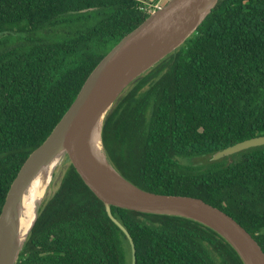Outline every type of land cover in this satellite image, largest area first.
Masks as SVG:
<instances>
[{"label":"trees","instance_id":"trees-1","mask_svg":"<svg viewBox=\"0 0 264 264\" xmlns=\"http://www.w3.org/2000/svg\"><path fill=\"white\" fill-rule=\"evenodd\" d=\"M145 0H0V219L32 156L89 76L149 15ZM264 0H220L173 54L135 80L105 118L106 156L151 193L202 199L264 251ZM204 157L205 164L185 161ZM70 161V160H69ZM68 161V162H69ZM137 264H244L192 219L112 207ZM130 242L72 164L41 205L17 264H131Z\"/></svg>","mask_w":264,"mask_h":264},{"label":"water","instance_id":"water-1","mask_svg":"<svg viewBox=\"0 0 264 264\" xmlns=\"http://www.w3.org/2000/svg\"><path fill=\"white\" fill-rule=\"evenodd\" d=\"M205 1L170 0L161 10L150 15L143 24L123 38L92 72L69 111L47 143L25 165L11 190L0 219V264L18 263L20 254H12L7 243L13 215L36 170L60 148L67 150L70 164L86 185L105 203L109 217L127 236L132 250L131 264H137L136 246L129 231L114 217L112 207L192 219L222 236L244 264H264V251L259 243L227 213L202 199L160 195L143 190L122 177L108 158L112 174L97 168L86 151V134L98 117L107 110L108 115L128 87L159 63L152 65L170 44L171 36L179 22ZM219 1L213 0L201 23L212 13ZM263 146L264 136L256 137L217 152L212 161H220L245 150ZM40 208L41 206L37 211V218Z\"/></svg>","mask_w":264,"mask_h":264},{"label":"bare ground","instance_id":"bare-ground-1","mask_svg":"<svg viewBox=\"0 0 264 264\" xmlns=\"http://www.w3.org/2000/svg\"><path fill=\"white\" fill-rule=\"evenodd\" d=\"M212 2L213 0H206L179 22L171 36L170 44L152 65L156 62L160 63L173 54L196 32L201 21L208 13ZM107 111L103 112L88 130L85 141L87 155L93 165L112 174L102 140L103 125ZM66 158L67 150L60 148L34 173L9 227L7 243L12 254L18 255L21 253L37 219V211L42 201H44L46 192L51 187L53 175L64 164Z\"/></svg>","mask_w":264,"mask_h":264},{"label":"rangeland","instance_id":"rangeland-1","mask_svg":"<svg viewBox=\"0 0 264 264\" xmlns=\"http://www.w3.org/2000/svg\"><path fill=\"white\" fill-rule=\"evenodd\" d=\"M167 3V1H163L162 4L165 5ZM198 160H194V159H191V160H186L185 162L188 163V164H193V165H203L205 164V161H204V157H198L197 158ZM68 159V157L65 159V162L64 164L55 172V174L53 175V181L51 183V187L50 189L46 192L45 194V198L43 200H47L48 198L52 197L58 190L60 184H61V181H62V178L64 176V173H65V169L67 168V166L70 164V161ZM44 201H42L43 203ZM42 205V204H41ZM132 252V250H131Z\"/></svg>","mask_w":264,"mask_h":264},{"label":"built area","instance_id":"built-area-1","mask_svg":"<svg viewBox=\"0 0 264 264\" xmlns=\"http://www.w3.org/2000/svg\"><path fill=\"white\" fill-rule=\"evenodd\" d=\"M163 1H167V3L170 0H159L156 3H147L145 1H143V6L141 7V10L146 13L147 15H152L154 13H156L158 10H161L165 5L162 4Z\"/></svg>","mask_w":264,"mask_h":264},{"label":"crops","instance_id":"crops-1","mask_svg":"<svg viewBox=\"0 0 264 264\" xmlns=\"http://www.w3.org/2000/svg\"><path fill=\"white\" fill-rule=\"evenodd\" d=\"M159 0H145V2H147V3H156V2H158Z\"/></svg>","mask_w":264,"mask_h":264}]
</instances>
